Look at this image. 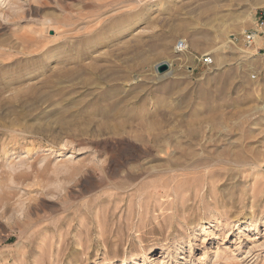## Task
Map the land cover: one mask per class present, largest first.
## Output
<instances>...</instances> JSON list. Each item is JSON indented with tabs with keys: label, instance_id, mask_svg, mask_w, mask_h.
<instances>
[{
	"label": "rangeland",
	"instance_id": "374dc122",
	"mask_svg": "<svg viewBox=\"0 0 264 264\" xmlns=\"http://www.w3.org/2000/svg\"><path fill=\"white\" fill-rule=\"evenodd\" d=\"M263 5L0 0V264H264Z\"/></svg>",
	"mask_w": 264,
	"mask_h": 264
},
{
	"label": "built area",
	"instance_id": "2783aa9c",
	"mask_svg": "<svg viewBox=\"0 0 264 264\" xmlns=\"http://www.w3.org/2000/svg\"><path fill=\"white\" fill-rule=\"evenodd\" d=\"M243 39L245 44L247 45V47L249 48H253L254 44L257 46L258 41H256V39H260V43L262 42V47L259 49H256V53H261L263 50V46H264V5L262 6V8L260 9L259 12V17L258 20L256 22V26L253 29H248L245 30L243 32ZM253 46V47H252ZM187 48L186 46V41L185 40H180L178 42V46L177 49L178 51H183ZM264 53V52H263ZM202 61L205 64H211L213 62V58L211 55H204L202 57ZM255 78V77H254Z\"/></svg>",
	"mask_w": 264,
	"mask_h": 264
},
{
	"label": "water",
	"instance_id": "95a60500",
	"mask_svg": "<svg viewBox=\"0 0 264 264\" xmlns=\"http://www.w3.org/2000/svg\"><path fill=\"white\" fill-rule=\"evenodd\" d=\"M158 66H160V71L166 70L168 68V64L165 62L161 63Z\"/></svg>",
	"mask_w": 264,
	"mask_h": 264
},
{
	"label": "bare ground",
	"instance_id": "6f19581e",
	"mask_svg": "<svg viewBox=\"0 0 264 264\" xmlns=\"http://www.w3.org/2000/svg\"><path fill=\"white\" fill-rule=\"evenodd\" d=\"M257 40V39H256Z\"/></svg>",
	"mask_w": 264,
	"mask_h": 264
}]
</instances>
